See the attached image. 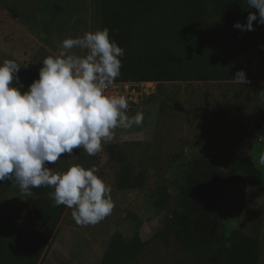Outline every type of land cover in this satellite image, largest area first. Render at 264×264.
Instances as JSON below:
<instances>
[{
    "label": "rangeland",
    "instance_id": "1",
    "mask_svg": "<svg viewBox=\"0 0 264 264\" xmlns=\"http://www.w3.org/2000/svg\"><path fill=\"white\" fill-rule=\"evenodd\" d=\"M202 2L167 0L142 30L148 47H169L190 68L187 80L137 83V98L128 103L127 114L143 113L141 126L117 128L95 156L77 149L48 165L54 172L73 165L97 168L112 187L115 207L89 226L78 225L66 207L42 264H102L115 234L126 242L137 236L143 245L132 264H232L225 256L211 259L208 251L185 250L166 229L179 209L174 184L181 166L213 155L226 160L213 179L225 189L219 212L224 250L232 231L239 230L258 239L259 264H264V136L257 131L264 127V60L256 54L259 47L243 36L245 30L234 27L244 24L247 0ZM99 6L100 0H0V63L12 59L20 71L39 73L43 59L58 55L64 39L101 29ZM260 48L264 51V44ZM240 70L248 83L234 79ZM110 145L118 146L134 172H144L141 189L116 188L120 166L109 157ZM250 165L261 173V185L249 173ZM231 170L237 184L227 186ZM4 185L10 214L28 232L37 221L34 196L11 180ZM161 185L171 198L166 208L157 209L155 190Z\"/></svg>",
    "mask_w": 264,
    "mask_h": 264
},
{
    "label": "clouds",
    "instance_id": "2",
    "mask_svg": "<svg viewBox=\"0 0 264 264\" xmlns=\"http://www.w3.org/2000/svg\"><path fill=\"white\" fill-rule=\"evenodd\" d=\"M247 3L258 12L234 27L252 31L254 21L264 25V0ZM124 54L107 28L66 38L58 55L43 59L39 78L26 91L21 90L20 65L12 59L0 63V181L11 180L29 195L33 188H54L49 193L54 206L72 209L80 226L96 225L112 214L111 185L95 167L73 165L54 172L48 165L77 149L95 156L117 128L143 124V113L127 114L126 96L107 93L121 74ZM234 79L248 83L243 70Z\"/></svg>",
    "mask_w": 264,
    "mask_h": 264
},
{
    "label": "trees",
    "instance_id": "3",
    "mask_svg": "<svg viewBox=\"0 0 264 264\" xmlns=\"http://www.w3.org/2000/svg\"><path fill=\"white\" fill-rule=\"evenodd\" d=\"M166 2L167 0H100V27L109 29L110 36L125 53L121 57V74L115 82L187 80L190 68L182 63L176 53L169 47H148V35L145 31L142 32L151 15ZM254 11L258 12L248 5L244 24L247 23L249 13ZM253 28L252 31L245 30L243 36L259 47L256 54L264 60V51L260 50V45L264 44V25L254 21ZM18 75L20 84L23 85L22 91H26L39 78L37 72L19 71ZM257 131L264 136V127L258 126ZM108 154L120 166L116 188L141 189L144 172H134L118 146L110 145ZM225 165L226 160L222 155H213L194 159L181 166L174 184L179 209L171 214L166 229L169 234L175 235L185 250L197 253L208 251L211 259L225 256L232 264H259L258 239L239 230L232 231L229 247L224 250L226 240L223 238L219 212L225 189L224 185L215 183L213 179L217 169L222 170ZM248 171L257 185L263 183L261 173L254 166L250 165ZM236 184L237 176L231 170L226 175V185ZM7 191L4 181H0V264H38L57 232L66 206H54V201L49 196L54 188L31 189L35 198L32 207L37 221L28 232H24L9 212L12 202ZM155 195L154 206L157 209H164L169 205L171 195L167 186H158ZM142 248L137 236L126 242L119 234H115L102 264H132L142 253Z\"/></svg>",
    "mask_w": 264,
    "mask_h": 264
},
{
    "label": "built area",
    "instance_id": "4",
    "mask_svg": "<svg viewBox=\"0 0 264 264\" xmlns=\"http://www.w3.org/2000/svg\"><path fill=\"white\" fill-rule=\"evenodd\" d=\"M146 84V83H145ZM137 83L130 82H114L113 85L109 86L107 93L109 95H124L127 97L128 103L136 101L137 91L135 90Z\"/></svg>",
    "mask_w": 264,
    "mask_h": 264
},
{
    "label": "crops",
    "instance_id": "5",
    "mask_svg": "<svg viewBox=\"0 0 264 264\" xmlns=\"http://www.w3.org/2000/svg\"><path fill=\"white\" fill-rule=\"evenodd\" d=\"M42 261H43V260L41 259L40 262H39L38 264H42Z\"/></svg>",
    "mask_w": 264,
    "mask_h": 264
}]
</instances>
